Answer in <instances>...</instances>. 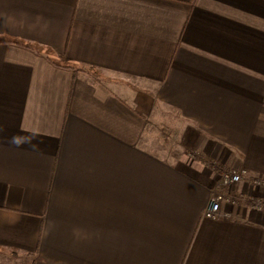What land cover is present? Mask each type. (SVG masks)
I'll return each mask as SVG.
<instances>
[{"label":"crops","instance_id":"crops-1","mask_svg":"<svg viewBox=\"0 0 264 264\" xmlns=\"http://www.w3.org/2000/svg\"><path fill=\"white\" fill-rule=\"evenodd\" d=\"M207 160L264 197V0H0V264H264Z\"/></svg>","mask_w":264,"mask_h":264},{"label":"built area","instance_id":"built-area-1","mask_svg":"<svg viewBox=\"0 0 264 264\" xmlns=\"http://www.w3.org/2000/svg\"><path fill=\"white\" fill-rule=\"evenodd\" d=\"M194 156V152L190 154ZM212 167L213 162L211 163ZM243 178V172L235 170L220 169L218 171V179L215 183V188L221 187L219 191H214L209 197L208 204L203 210V216L207 218H215L218 216H227L228 213L220 210L222 201L236 204L238 202L247 203L254 210L260 211L264 209V197L259 195H248L246 197L232 193L229 188L232 184L239 182ZM253 184L264 188V179L254 178Z\"/></svg>","mask_w":264,"mask_h":264},{"label":"rangeland","instance_id":"rangeland-1","mask_svg":"<svg viewBox=\"0 0 264 264\" xmlns=\"http://www.w3.org/2000/svg\"><path fill=\"white\" fill-rule=\"evenodd\" d=\"M173 119H174V116L171 117L170 114L168 113L167 118H165L161 121H158L159 123H156L154 125V127L152 129V135H151V144L149 145L154 153H159L160 155H162V153H163L162 149L165 148L166 149L165 150V154H166L165 157H168V154L171 153V151L174 149L173 146H169L170 144H168L170 142L168 140H171V136L175 135L173 132L174 130H172V128H171L172 123H173L172 122ZM165 144H168V145L166 147H164ZM191 153L192 152H189V154H191ZM206 162L210 165V167L212 166L211 163L213 162L214 166L212 168L214 170H217V171H220V169L234 170L230 167L219 164L216 161L207 160ZM221 189H222L221 187L215 188L213 186L211 191H210V195L212 194V192L219 191Z\"/></svg>","mask_w":264,"mask_h":264},{"label":"trees","instance_id":"trees-1","mask_svg":"<svg viewBox=\"0 0 264 264\" xmlns=\"http://www.w3.org/2000/svg\"><path fill=\"white\" fill-rule=\"evenodd\" d=\"M7 42H14L16 44H19V45H22V46H25V47H30V45L26 44V43H22V42H18V41H7ZM51 60V59H50ZM55 63V62H54ZM66 67H73L71 65H66Z\"/></svg>","mask_w":264,"mask_h":264}]
</instances>
